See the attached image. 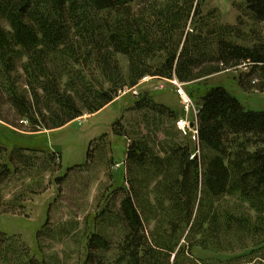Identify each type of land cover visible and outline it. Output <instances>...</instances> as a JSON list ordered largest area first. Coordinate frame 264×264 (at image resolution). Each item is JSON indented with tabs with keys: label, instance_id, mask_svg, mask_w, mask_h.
<instances>
[{
	"label": "trees",
	"instance_id": "trees-1",
	"mask_svg": "<svg viewBox=\"0 0 264 264\" xmlns=\"http://www.w3.org/2000/svg\"><path fill=\"white\" fill-rule=\"evenodd\" d=\"M203 1L139 0L135 9V0H0V120L8 108L14 118L5 119L15 127L61 128L147 76L197 87L189 88L198 109L195 141L178 128L175 109L150 92L137 94L129 110L152 115L154 128L131 137L116 122L115 134L130 141L123 182L105 188L83 227L58 231L76 248L78 264H264V110L246 108L224 85L200 86L247 68L237 79L241 90L264 92V38L245 46L232 40L241 26L205 29ZM230 1L241 25L245 18L264 24V0ZM106 154L104 135L86 164L56 178L58 190L96 163H114ZM60 163L55 152L40 161L0 145V214L26 209L24 194L3 197L18 165L31 177ZM56 234L50 209L37 233L39 254L0 230V264H56L43 253V238ZM198 249L226 259L205 261Z\"/></svg>",
	"mask_w": 264,
	"mask_h": 264
},
{
	"label": "rangeland",
	"instance_id": "rangeland-1",
	"mask_svg": "<svg viewBox=\"0 0 264 264\" xmlns=\"http://www.w3.org/2000/svg\"><path fill=\"white\" fill-rule=\"evenodd\" d=\"M138 4L139 0H135L133 7L136 9ZM239 16L240 12L234 8L230 0H204L198 20L202 24L208 23L205 29H213L216 25L241 26V37H233L232 40L245 46L254 45L258 37L264 38V24H255L245 18L241 25ZM247 71V68L224 71L211 76L200 86L224 85L246 108L264 110V92H244L239 87L237 79L241 72ZM176 79H157L147 76L136 87L125 89L118 98L100 111L85 114L53 130L33 132L26 122L21 127H15L6 121V119L12 120L14 115L8 108H4L2 115L6 119L0 120V145L6 147L9 152L25 149L27 154H36L40 161L48 153L55 152L61 157V163L51 172L44 170V167L42 170L35 168L37 176L31 177H27V172H23L22 166L18 165L20 169L18 175L12 176L2 187L3 197L5 201L10 202L16 195L24 194L26 209L18 213L0 214V230L8 235L20 237L34 253L39 254L37 233L46 222L50 209V226L56 229L57 234L55 239L48 236L43 238L44 256L56 264H78L79 256L76 248L71 246L70 242L66 244L65 240L68 236L61 235L58 231L66 228L69 232L77 225L83 227L85 217L99 207L100 201L102 203L105 188L113 182L116 184L123 182L127 146L130 141L115 134L116 122L122 120L123 126L131 132V137L148 133L149 127L154 128L149 121L153 118L152 115L145 116V112L129 110L136 95L150 92L159 101L170 104L179 115V121L185 119L186 124L180 123L182 127L180 128L177 123L178 128L184 133H191L192 140L195 141L197 102L191 98L194 105L186 109L177 92ZM182 86L189 95V88L192 86L189 87L184 83ZM195 88L197 87L193 86L191 89ZM192 122L196 123L194 128L190 127ZM170 125L165 119V127ZM104 135H107L106 158L112 157L114 163L106 160V163L105 161L96 163V167L90 172L74 175L66 180L59 191L56 178L67 174L76 166L86 164L92 143ZM158 135L160 138L163 137L161 132ZM111 173H113L112 177ZM31 186L37 189V194L30 193ZM195 252L205 261L226 259V256L213 251L198 249Z\"/></svg>",
	"mask_w": 264,
	"mask_h": 264
},
{
	"label": "built area",
	"instance_id": "built-area-1",
	"mask_svg": "<svg viewBox=\"0 0 264 264\" xmlns=\"http://www.w3.org/2000/svg\"><path fill=\"white\" fill-rule=\"evenodd\" d=\"M176 80L179 81L178 79H176ZM177 81L175 82L178 86L177 92L181 97L183 105L186 107V109H189L191 106L194 105L193 101H192L191 97L188 95V93L186 92V90L183 88V86H182L183 83H181L180 81L179 82H177ZM180 123L186 124L185 119H181L178 122L179 126H180ZM180 128H182V127L180 126ZM183 130H184V128H183ZM195 132H196V134H198V126H196V128H195Z\"/></svg>",
	"mask_w": 264,
	"mask_h": 264
},
{
	"label": "water",
	"instance_id": "water-1",
	"mask_svg": "<svg viewBox=\"0 0 264 264\" xmlns=\"http://www.w3.org/2000/svg\"><path fill=\"white\" fill-rule=\"evenodd\" d=\"M198 125V124H197ZM196 126V123L195 122H192V123H190V127L191 128H194Z\"/></svg>",
	"mask_w": 264,
	"mask_h": 264
}]
</instances>
